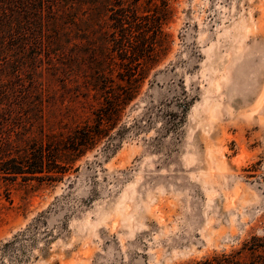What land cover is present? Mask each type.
<instances>
[{"label": "rangeland", "instance_id": "374dc122", "mask_svg": "<svg viewBox=\"0 0 264 264\" xmlns=\"http://www.w3.org/2000/svg\"><path fill=\"white\" fill-rule=\"evenodd\" d=\"M162 1L167 49L110 143L56 182L0 178V264L251 262L243 246L264 235V0L137 4ZM41 78L46 131L98 105L80 77Z\"/></svg>", "mask_w": 264, "mask_h": 264}, {"label": "trees", "instance_id": "16d2710c", "mask_svg": "<svg viewBox=\"0 0 264 264\" xmlns=\"http://www.w3.org/2000/svg\"><path fill=\"white\" fill-rule=\"evenodd\" d=\"M137 1L0 0L1 179L56 182L99 143H110L169 41L166 2L140 10ZM43 68L76 86L80 77L86 92L93 91L98 105L88 120L44 129ZM243 248L252 259L242 264H264V235Z\"/></svg>", "mask_w": 264, "mask_h": 264}]
</instances>
